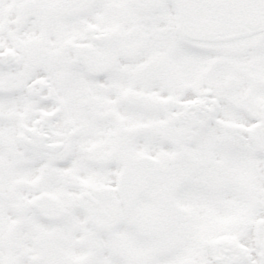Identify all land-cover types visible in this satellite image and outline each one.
<instances>
[{"label":"snow or ice","instance_id":"6c2138e0","mask_svg":"<svg viewBox=\"0 0 264 264\" xmlns=\"http://www.w3.org/2000/svg\"><path fill=\"white\" fill-rule=\"evenodd\" d=\"M0 264H264V0H0Z\"/></svg>","mask_w":264,"mask_h":264}]
</instances>
